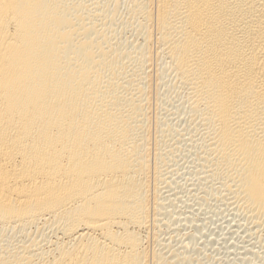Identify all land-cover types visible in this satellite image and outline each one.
Segmentation results:
<instances>
[{
	"label": "bare ground",
	"instance_id": "bare-ground-1",
	"mask_svg": "<svg viewBox=\"0 0 264 264\" xmlns=\"http://www.w3.org/2000/svg\"><path fill=\"white\" fill-rule=\"evenodd\" d=\"M166 76L198 200L256 240L235 262L264 264V0H0V264H203L160 235Z\"/></svg>",
	"mask_w": 264,
	"mask_h": 264
},
{
	"label": "rangeland",
	"instance_id": "rangeland-1",
	"mask_svg": "<svg viewBox=\"0 0 264 264\" xmlns=\"http://www.w3.org/2000/svg\"><path fill=\"white\" fill-rule=\"evenodd\" d=\"M126 37H127V39H137L136 38L137 36L135 35L134 31H132L131 29L128 30V32L126 33ZM154 66H156L155 63H154ZM157 78L158 77L156 75V80H157ZM164 80H165V83H164ZM164 80L162 82L160 81L163 84H160L158 81V86L155 88L156 90L154 89L155 95L156 96L158 95V104L155 102V105L151 109V114L154 118L157 117L160 121L167 120V121L171 122L172 125H174L176 128V131L170 140V147H172V146L174 147L173 148V153H174L173 156H174L175 160L173 161V163H176V165H175L176 171L174 170L175 171L174 173L175 174L177 172H179V173H177L176 175L175 174L171 175V178L169 180H172L176 177L175 178L176 181L174 180L175 183H173V186L171 185L172 187L171 186L167 187V190H169L168 188H172L171 190L173 191L171 193V190H169L171 195H169L170 193L167 192V196L170 198V200H168V203H172V201H173L176 204L175 206L168 205L169 210L172 209V211H173V209L175 208V210H174L175 212H171V215H173L172 213H174L175 217L174 216L170 217V218H172L171 219L172 221H171L169 217H166L165 215H163V216H165V217H163L165 222L162 219L163 220L162 224H164V225L162 226V224H161L160 229H161V231L163 230V232L160 231V235H162L161 237L165 240L166 239L167 240L170 239L169 241L173 240L172 242L175 244V246L178 245L177 247H180L179 244H181V242L183 245L184 244L187 245L186 243H191L188 245V247H190L189 249H188V247H184L182 249L184 250L185 248H187V249H185L186 254L191 256V257H198L202 261L203 264H243L242 262H238V263L235 262L236 261L235 257L237 255V253L239 252L238 250H240L241 253H242L241 250H243V252H244V249L242 248V245L240 246V243H243L244 241L248 242L249 240L252 241V243H255L256 240L254 239L255 240L254 241L250 235L248 236L247 235L248 233L247 234L244 233V231H246L244 228H243L244 231L242 233V230H241L242 228H239V225H238V223H240L238 219H240V218H238L236 215H233L231 210H229L228 208L222 207L223 205H220V201H218V199H215L213 195L209 194L207 196L206 200L205 199L204 200H198L199 199L198 197L201 195L200 192L203 194L202 186H204V185L202 184L201 181L193 179L195 177L194 170H193L194 169V166H193L194 165V155L192 152L189 151L190 147L188 148L187 144H186V138L188 137L185 133V126H186L185 117H186V115L180 109L181 104H182V98H179L177 96L174 97V95H176V94L172 95L168 91V89H167L168 85L167 84L169 82L166 83V81H170V78L167 79V76H166V79L164 78ZM165 84L167 86H165ZM167 112H172L174 114H168ZM175 112L180 113L181 115H179ZM156 115H158V116H156ZM176 146H180V148H177ZM176 167H177V169H176ZM192 171H193V173H192ZM195 180L197 183L195 182ZM188 182H189V184H188ZM199 190H201V191H199ZM198 192L200 194L199 196H198V194H196ZM196 197H197V202H196ZM174 199H175V201H174ZM219 206L222 207L221 210L219 209L220 208ZM190 209H192L191 210L192 213H190L191 212V211H189ZM218 209H219L218 212H220V211L222 212L224 210V212H222L224 214H219L216 211ZM177 210L179 213H177ZM185 210L189 216L186 215ZM214 210L217 212V214H219V216L214 215V214H216V212H214ZM180 211H181V213L183 211L182 214L184 216L181 215ZM194 211L197 213H195ZM194 213L196 215H194ZM203 213H206V215ZM228 213H229V215H228ZM190 214L192 215L191 217H190ZM231 214L234 216V218ZM203 216L204 217L206 216V217L204 218ZM229 216H230V218H229ZM194 218H195V221H193ZM197 218H198V221L196 220ZM212 218H214V219H212ZM173 219L175 221L174 223H173ZM207 219H208V221H207ZM203 220L206 222H203ZM219 222H222V223H219ZM229 224L231 226H233L235 224L234 227H232V231H231ZM237 228L240 230H238ZM212 230H213L214 234L211 233ZM228 230H229V232H228ZM230 231L233 232L234 234L231 235L232 233ZM237 231H240L241 233L237 232ZM185 232H186L187 237L185 236ZM192 233L197 235V240H194L193 243L188 238V237H190L188 235L192 234ZM170 234H171V236H170ZM182 235L184 238L182 237ZM177 236H180V237H177ZM247 236L250 237V239ZM185 238H187V239H185ZM211 238H213V240ZM224 238L229 240V241L225 240ZM174 239L176 241L178 239L180 241V243H179V241H177L178 243H176V241ZM185 240L187 242H185ZM209 240H210V242H209ZM222 240L223 241L225 240L227 242H225V241L223 242ZM234 240L237 241L236 243H238L240 241L239 245L237 244L238 247L236 246V244H235V246H233L234 245L233 242H235ZM225 243L227 244V246L229 248H227ZM182 244H181V246H183ZM230 244H231V246H230ZM257 244L256 245L254 244L255 249L259 246V245L257 246ZM223 246L226 248H224ZM235 247L238 249L236 250ZM234 249L236 251H238L235 254L233 252V251H235ZM224 250H226V251H224ZM258 251H261V250L258 249ZM261 253L264 256L263 250L261 251Z\"/></svg>",
	"mask_w": 264,
	"mask_h": 264
}]
</instances>
